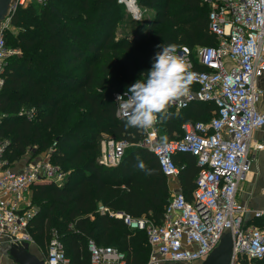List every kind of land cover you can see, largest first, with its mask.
Listing matches in <instances>:
<instances>
[{"label":"trees","instance_id":"trees-1","mask_svg":"<svg viewBox=\"0 0 264 264\" xmlns=\"http://www.w3.org/2000/svg\"><path fill=\"white\" fill-rule=\"evenodd\" d=\"M136 2L154 15L134 22L130 32L135 34L129 39L128 34L111 39V21L124 18L122 6L130 13L118 0L33 1L11 15L17 35L10 37V30L6 34L7 43L22 53L8 60L0 89V112L5 114L0 140L8 141L4 159L9 165L21 161L29 149L33 155L47 149L51 161L69 173L61 186L32 187L35 212L27 232L45 256L51 231L56 230L70 264L90 263V242L117 248L127 264L147 262L146 232L100 213L98 206L160 223L172 189L156 156L138 145L143 130L128 127L117 116L114 93L126 91L150 70L158 45L194 48L216 43L208 31L210 7L203 0ZM22 105L36 110L33 119L19 114ZM215 111L212 101H194L179 110L171 107L170 117L157 124L159 137L179 138L184 122H207ZM102 133L130 143L115 166L97 160ZM174 160L180 188L192 200L199 170L196 156L177 153ZM239 264H264V258H244Z\"/></svg>","mask_w":264,"mask_h":264},{"label":"built area","instance_id":"built-area-1","mask_svg":"<svg viewBox=\"0 0 264 264\" xmlns=\"http://www.w3.org/2000/svg\"><path fill=\"white\" fill-rule=\"evenodd\" d=\"M44 4L46 0H15L8 17L0 23V89L7 76V63L17 55L7 43L11 15L30 2ZM210 7L208 31L215 35L211 46H179V53L191 63L195 79L188 96L172 107L186 108L194 101H212L216 111L207 122H184L183 135L162 140L157 124L143 130L138 145L151 151L161 172L177 177V153L189 152L196 156L199 170L194 180L192 200L180 187L173 190L160 223L147 216L133 217L124 212L98 206L100 213L121 219L130 229L144 230L150 247L145 264L167 261L193 263L204 259L229 229L233 240L229 264L242 259L264 258V208L251 210L263 225L246 224L250 211L235 195L250 167L251 149L263 150L264 139L253 141L256 130H264V0H203ZM129 11L131 3L118 0ZM130 12V11H129ZM126 91L114 93L124 95ZM28 119L36 114L34 108L19 111ZM117 116H121L118 111ZM5 114L0 112V126ZM8 141L0 140V238L9 242H33L27 224L35 209L31 205L32 187L41 183L61 186L68 172L51 161L50 153L26 161L20 168L6 165L4 152ZM103 155L98 161L107 166L117 165L130 143L108 136L102 139ZM264 195V186L262 188ZM89 264H127L126 256L109 245L89 243ZM47 264H70L56 230L51 231L44 256Z\"/></svg>","mask_w":264,"mask_h":264},{"label":"clouds","instance_id":"clouds-1","mask_svg":"<svg viewBox=\"0 0 264 264\" xmlns=\"http://www.w3.org/2000/svg\"><path fill=\"white\" fill-rule=\"evenodd\" d=\"M131 3L130 13L137 20L143 19L141 7L136 0ZM158 51L147 72L141 73L140 79L129 86L124 95L117 96L119 114L130 128L150 130L158 122L170 117L169 109L181 98L190 93L195 79L191 63L178 51L176 44L158 45ZM166 139V138H165ZM138 167L145 169V164L137 157Z\"/></svg>","mask_w":264,"mask_h":264},{"label":"water","instance_id":"water-1","mask_svg":"<svg viewBox=\"0 0 264 264\" xmlns=\"http://www.w3.org/2000/svg\"><path fill=\"white\" fill-rule=\"evenodd\" d=\"M15 0H0V23L4 21ZM100 164L103 162L99 161ZM7 237L0 238V252L3 264H47L43 252L33 242H9ZM233 240L229 229H225L219 242L208 255L202 259L187 263L167 261L162 264H229L232 257Z\"/></svg>","mask_w":264,"mask_h":264},{"label":"crops","instance_id":"crops-1","mask_svg":"<svg viewBox=\"0 0 264 264\" xmlns=\"http://www.w3.org/2000/svg\"><path fill=\"white\" fill-rule=\"evenodd\" d=\"M140 6V5H139ZM143 10H148L151 12L152 9L140 6ZM153 11V10H152ZM264 76L259 79L263 82ZM264 139V130L259 129L254 131L252 140L259 141ZM249 157L251 159V167L246 176V178L241 182L236 191V199L247 206L250 210L245 218L246 224L256 223L263 225L261 219H255L252 217L253 213L251 210H258L264 208V195L262 194V188L264 186V149L254 150L251 149L249 152ZM26 157H23L18 163H12V168H20L25 162ZM171 189H174L170 184ZM176 189L180 187L179 181L175 184ZM31 194V193H30ZM3 264V260L1 261Z\"/></svg>","mask_w":264,"mask_h":264},{"label":"rangeland","instance_id":"rangeland-1","mask_svg":"<svg viewBox=\"0 0 264 264\" xmlns=\"http://www.w3.org/2000/svg\"><path fill=\"white\" fill-rule=\"evenodd\" d=\"M36 6H38V5H36ZM123 7L124 6H122L121 11L124 14L123 15L120 14V15H122L124 18L123 19L120 18L119 20L118 19H114V20L111 21V24L113 23L112 25H113V28H114L113 29L114 35H112V38L111 39H114V40L119 39L121 36H123L125 34H128V35H126V38L125 39H129L131 37V35L135 34V33H132L130 31H131V29H133L135 27L134 26V22H136L138 20L135 19L131 13H127L125 11L123 12V10L125 9V8L123 9ZM141 10H142V13H143V18L150 19L151 16L154 15V12L152 10H151V12L148 11V10H143V9H141ZM146 31H147V29L146 30L145 29L142 30L141 31V34H144ZM9 33H10V37H14L15 35H17L16 28L14 26H11ZM11 44H12L11 47L17 50V52H18L17 55H21L22 51L19 49V47L16 46V45H14L12 42H11ZM19 109H23L24 112H27V111H29L30 108L27 107V106H25V105H22ZM108 136L109 135L104 134V133L100 134L98 136L99 137V144L101 143L102 139L104 140ZM101 147H102V144L100 145V154L97 156V160L100 159L102 157V155H103V150H102ZM127 148H125V151H126ZM47 152H48V150L46 149V150L41 151V152H36L33 155L32 151L29 149L24 156L27 157L26 161L30 162L33 158H35V157H41V156H43ZM16 163H18V162H16ZM11 165L12 164H9L10 167H11ZM177 180H178V177H169V183L174 188V189H172V191L176 189L175 184L177 183ZM30 196H31V194H30ZM33 205L35 206V203H33ZM1 261H2V254L0 252V264H2Z\"/></svg>","mask_w":264,"mask_h":264}]
</instances>
